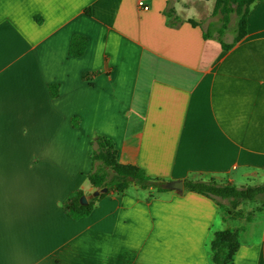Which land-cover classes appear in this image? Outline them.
I'll use <instances>...</instances> for the list:
<instances>
[{"label":"crops","instance_id":"crops-1","mask_svg":"<svg viewBox=\"0 0 264 264\" xmlns=\"http://www.w3.org/2000/svg\"><path fill=\"white\" fill-rule=\"evenodd\" d=\"M138 1L0 0V264H215L224 229L238 242L229 264H264V206L230 217L186 188L131 185L79 218L62 207L94 190L96 134L164 181L264 179V0L229 49L204 37L220 26L215 0L205 28L185 0ZM73 33L88 39L78 57Z\"/></svg>","mask_w":264,"mask_h":264},{"label":"trees","instance_id":"trees-1","mask_svg":"<svg viewBox=\"0 0 264 264\" xmlns=\"http://www.w3.org/2000/svg\"><path fill=\"white\" fill-rule=\"evenodd\" d=\"M257 0H215L212 15H217L220 26L216 29L215 38L221 44L223 49H229L239 41L246 33L247 14L249 6ZM232 14H237L236 23L228 29V22ZM168 15L172 20L177 19L172 9L168 10ZM192 24L197 22L189 19ZM227 30L234 33L231 42H225L223 36ZM211 29L204 33V37H211ZM88 39L85 35L73 33L70 38L68 54L78 57L84 52ZM50 95H58V84L48 85ZM90 159L92 168L88 172L87 179L95 189L106 187L104 192L88 199L87 203L80 202V196L83 195L81 189H75L68 194L62 201L63 209L74 218L87 215L95 201L110 193H120L125 191L131 185H137L140 188H151L156 191L168 190L162 187L164 179L148 175L142 168L123 164L117 160L116 150L113 141L103 135H94L91 142ZM184 188L195 191L217 200L226 214L234 217L240 213L235 210L239 202L256 201L264 206V179L262 182L253 185H236L233 182H217L214 179L209 180H184ZM250 218V217H248ZM238 248V242L235 233L230 229L219 230L214 233L211 242L213 261L215 264H229Z\"/></svg>","mask_w":264,"mask_h":264},{"label":"rangeland","instance_id":"rangeland-1","mask_svg":"<svg viewBox=\"0 0 264 264\" xmlns=\"http://www.w3.org/2000/svg\"><path fill=\"white\" fill-rule=\"evenodd\" d=\"M213 2V6H214ZM181 4L183 6H192L194 7V9L196 10V14L198 16V20L201 22L202 26L205 28L208 26L209 21H216L217 20V16H213L211 17V19H208V17H210L208 12V8L205 7V2L204 0H196V1H191V0H185L183 2H181ZM236 18H237V14H232L231 18L229 19L228 22V29L231 28V26H233L236 23ZM220 23L218 22V24H216V26H219ZM212 32L214 34H216V31L214 29H212ZM228 32H231V30H228ZM226 34V39H231L233 34L228 33ZM262 182V181H261ZM262 207V206H261ZM256 209H260V202L258 200L256 201H243L242 204V209H250L249 211H247L248 213L253 212Z\"/></svg>","mask_w":264,"mask_h":264},{"label":"water","instance_id":"water-1","mask_svg":"<svg viewBox=\"0 0 264 264\" xmlns=\"http://www.w3.org/2000/svg\"><path fill=\"white\" fill-rule=\"evenodd\" d=\"M161 185L162 187L166 189L175 190L177 193H182L184 189V184L181 179H173V180L164 181L162 182ZM105 190H106V187H103L101 189H95L89 194H83L80 196V202L85 204L88 202V199L99 195L100 192H104Z\"/></svg>","mask_w":264,"mask_h":264},{"label":"built area","instance_id":"built-area-1","mask_svg":"<svg viewBox=\"0 0 264 264\" xmlns=\"http://www.w3.org/2000/svg\"><path fill=\"white\" fill-rule=\"evenodd\" d=\"M138 5L142 6L144 9L148 8V6L146 4H144V2L142 0L138 1Z\"/></svg>","mask_w":264,"mask_h":264}]
</instances>
